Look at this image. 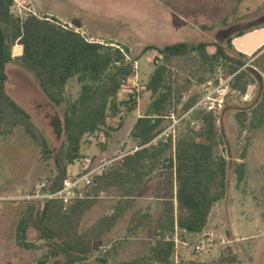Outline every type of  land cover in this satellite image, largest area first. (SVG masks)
Returning a JSON list of instances; mask_svg holds the SVG:
<instances>
[{"label": "rangeland", "instance_id": "obj_1", "mask_svg": "<svg viewBox=\"0 0 264 264\" xmlns=\"http://www.w3.org/2000/svg\"><path fill=\"white\" fill-rule=\"evenodd\" d=\"M32 6L39 16L48 15L41 14L47 12L53 17L79 18L87 35L97 38H88L79 29L78 19L58 20L81 32L89 41L121 48L126 46L129 58L137 62L141 86L148 83L155 65L165 64L167 79L173 87L169 110L177 115L199 100L202 83L208 80L217 82L220 77H227L231 74L230 68L223 60L210 67L196 52L165 58L155 49L147 47H163L175 42L216 43L227 49L225 53L235 61L238 56L228 49L227 40H232L241 31L264 26V0H13L11 11L25 16ZM21 46L14 44L13 52L18 54ZM208 50L213 52L214 47L209 46ZM244 59L264 78L263 46L255 55H247ZM7 75V91L29 111L54 152L64 141L57 121L62 119L65 103L55 106L41 97L30 84V79L36 82L33 74L16 61L8 63ZM250 78H243L248 86V91L244 93L233 87V80L229 81L231 91L227 93L225 107L215 117L219 129L215 153L227 162L228 192L225 198L213 205L203 231L189 235L178 230L179 238L188 242L185 247L180 245L176 249L184 264L198 258L194 256L192 246L199 240L209 243L206 244L202 260H218L227 255L235 257L236 264H264V122L256 127L251 126L249 112L250 106L254 105L258 83ZM129 89V86H123L118 100L132 103ZM77 90V81L72 78L66 86L65 98L73 99ZM142 90L144 93L137 106L139 115L146 112L151 98V93L145 87ZM235 112H248L247 119L239 123ZM136 114L137 110L128 114V121L134 119ZM120 118L124 120L125 117L119 113L114 118H108V124L114 128L108 130V137L103 130L85 136L80 149L85 158L93 163L107 160L124 154L133 146L128 128L118 125ZM186 119L178 126L176 137L201 124L199 119ZM168 121L166 117L164 123ZM192 121L195 123L191 126ZM100 150L104 153L100 154ZM73 164L69 171L76 169ZM239 164L242 165L241 181L237 180ZM55 174L53 160L43 157L39 145L21 126L16 127L11 135L0 137V264L62 263V256L46 257V244L37 238L38 233L34 228L27 230L26 242L29 247L20 246L17 239V226L23 211L34 200L41 202L43 198L35 195L42 193L44 188L41 185L49 184ZM155 182V178L149 181L141 191L142 196L134 199L132 206L101 241L94 244L87 259L75 264H125L148 255L161 206V201L150 196ZM91 191L95 204L82 217L81 231L102 215L111 214L113 205L121 195V190L117 188L97 192L92 188ZM27 195L34 197L22 198ZM135 211L149 212L151 219L132 233L130 220ZM166 236L171 237L172 234Z\"/></svg>", "mask_w": 264, "mask_h": 264}, {"label": "trees", "instance_id": "obj_2", "mask_svg": "<svg viewBox=\"0 0 264 264\" xmlns=\"http://www.w3.org/2000/svg\"><path fill=\"white\" fill-rule=\"evenodd\" d=\"M12 4L13 0H0V137L11 135L16 127L21 126L39 145L43 157L53 160L56 174L48 190H54L65 177L67 166L85 157L80 152L85 136L103 130L108 137V130L114 129L108 124V118H114L122 111L130 113L136 108L133 99H130L132 103L118 100L123 80L132 72L130 61L135 59L129 58L126 46L121 48L89 41L81 32L60 23L53 16L31 12L25 16L16 15L11 11ZM16 43L22 45V52L14 56L12 48ZM226 44L238 56L237 60H231L225 53L227 49L216 43L175 42L147 48L155 49L165 58L196 52L210 67L223 60L230 73H235L233 87L241 93L248 91L243 78L250 76V80L255 79L258 90L249 113L251 126L256 127L264 122L263 75L246 65L244 58L247 55L236 51L231 39ZM209 46L214 47L213 52H209ZM12 61L33 74L48 101L55 106L65 103L62 119L57 121L64 141L54 152L29 111L6 90V67ZM72 78L78 82L79 92L75 98L67 100L65 90ZM143 87L151 93L150 102L129 133L139 149L124 155L95 176L93 190L96 192L112 188L121 190L112 207L113 212L102 215L81 231L82 217L95 204L94 198L77 199L65 208L57 199L34 200L23 211L17 226L20 246L29 247L26 234L32 227L38 233L37 238L46 244L47 258L62 256L61 264L86 260L94 244L99 243L132 206L135 197L142 196L141 191L152 178L156 182L150 196L161 201L153 228L154 241L146 257L141 256L125 264H170L174 244L166 240L165 235L172 234L175 225L187 234L203 231L213 205L225 198L228 192L227 162L215 153L219 139L216 118L211 112L195 109L187 119H199L201 124L198 128L177 136L174 143L167 139L158 141L156 145L149 144L168 124L164 121L170 111L173 87L167 79L165 64L155 65ZM143 93L141 90L140 95ZM247 115L248 112H235L239 123H243ZM122 120L120 118L119 126ZM238 168L237 180L241 181L242 165L239 164ZM150 219L151 213L135 211L130 220V231H137ZM218 263L236 264V260L225 255L211 261L191 259L186 264Z\"/></svg>", "mask_w": 264, "mask_h": 264}, {"label": "built area", "instance_id": "obj_3", "mask_svg": "<svg viewBox=\"0 0 264 264\" xmlns=\"http://www.w3.org/2000/svg\"><path fill=\"white\" fill-rule=\"evenodd\" d=\"M128 58V56H127ZM246 65H249L246 63ZM132 72L131 74L123 80L124 86H129V93L131 99L135 100L136 104L140 100V92L143 86L140 85L138 79L137 62L133 61L131 63ZM235 73H231L227 77H220L219 81H205L201 84L200 98L199 100L190 108L177 115L174 111H170L166 116L169 120L168 124L149 142V144L156 145L160 140L170 139L173 143L176 138L177 129L180 122L188 118L191 112L195 109H202L211 112L215 117L221 113L226 104V96L229 91H231L229 81L233 80ZM234 91V90H232ZM120 115L125 117L124 111L120 112ZM195 122H191V126ZM139 149V146L135 145L130 148L127 152L121 155L113 156L107 160L92 162L88 158H82L75 160V170L67 171L65 177L63 178L60 186L54 190H48V185L43 183L41 187L44 188L41 194H36L35 196H40L42 198H53L59 200L64 208L72 204L77 199L93 198L92 188L95 185V176L100 174L101 171L110 167L113 162L121 159L124 155L132 153ZM32 196H22V198H31ZM178 228L175 225L172 236H166V240H171L174 244L173 253L171 256L170 264H184L183 258L179 255L178 247L182 245L185 247L188 242L181 240L178 236ZM206 243L204 240H199L195 242L192 246V251L197 259L202 260L204 253L206 252ZM220 264V263H218Z\"/></svg>", "mask_w": 264, "mask_h": 264}, {"label": "water", "instance_id": "obj_4", "mask_svg": "<svg viewBox=\"0 0 264 264\" xmlns=\"http://www.w3.org/2000/svg\"><path fill=\"white\" fill-rule=\"evenodd\" d=\"M231 44L238 52L246 55L254 54L264 46V26L237 35L231 40Z\"/></svg>", "mask_w": 264, "mask_h": 264}, {"label": "crops", "instance_id": "obj_5", "mask_svg": "<svg viewBox=\"0 0 264 264\" xmlns=\"http://www.w3.org/2000/svg\"><path fill=\"white\" fill-rule=\"evenodd\" d=\"M32 4V3H31ZM29 11V10H28ZM30 12L31 13H33V14H36V15H38L39 13H37V11H35V9H34V7L32 6V10H30ZM41 14H48V15H51V14H49V13H47V12H44V13H41ZM51 16H53V15H51ZM54 17H56V16H54ZM57 19H59V20H62V21H70V20H72V19H78L79 20V22H80V25H78V27H79V29L83 32V33H85L86 35H87V33H86V31H85V29L83 28L84 27V25H83V22L79 19V18H77V17H74V16H72V17H67V18H59V17H56ZM87 37L88 38H97V37H94L93 35H87ZM21 52H22V47H21V49H20V51H19V53L18 54H15V52H13V50H12V54L15 56V55H19V54H21ZM6 69H7V67H6ZM70 81V80H69ZM7 82V81H6ZM30 84L35 88V90L37 91V93L41 96V97H43L44 99H47L45 96H44V94L41 92V90H40V88H39V86H38V84H37V82H35V81H33L32 79H30ZM77 85H78V90H77V94H78V92H79V84H78V82H77ZM6 90H7V88H6ZM8 92V91H7ZM9 93V92H8ZM10 94V93H9ZM11 95V94H10ZM118 95H119V93H118ZM143 95V94H142ZM142 95H140V98H141V96ZM16 101H18V99L16 98V97H14L13 95H11ZM75 98V97H74ZM46 101H48V100H46ZM140 101V100H139ZM19 103H20V101H18ZM21 104V103H20ZM139 104V103H138ZM138 104H136V108L134 109V111L135 110H137V114H136V117L134 118V119H132L131 121H128V119H127V115L128 114H130V113H127L126 114V116H125V118H124V120H123V122H122V124H121V126H120V128H125V127H127L128 128V130H129V133H130V130H131V128H132V126L134 125V123H135V121H136V119L139 117V116H141V115H139L138 114V112H139V110L137 109V106H138ZM195 104V103H194ZM193 104V105H194ZM193 105H191V106H193ZM191 106H189L188 108H190ZM185 110H187V108L185 109ZM133 112V111H132ZM136 144H134L133 143V146H135ZM132 146V147H133ZM131 147V148H132ZM101 151V150H100ZM102 153H104V151H101L100 152V154H102ZM85 158V157H84ZM70 165L71 164H69L68 166H67V171H69V167H70ZM73 165H75V163L73 164ZM136 198H138V197H135V199ZM1 207V206H0ZM197 234H199V233H197ZM189 235H193V234H189Z\"/></svg>", "mask_w": 264, "mask_h": 264}]
</instances>
